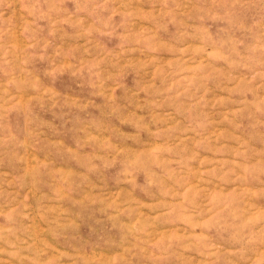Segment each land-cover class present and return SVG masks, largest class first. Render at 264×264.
I'll return each mask as SVG.
<instances>
[{
	"label": "rangeland",
	"instance_id": "374dc122",
	"mask_svg": "<svg viewBox=\"0 0 264 264\" xmlns=\"http://www.w3.org/2000/svg\"><path fill=\"white\" fill-rule=\"evenodd\" d=\"M0 264H264V0H0Z\"/></svg>",
	"mask_w": 264,
	"mask_h": 264
}]
</instances>
